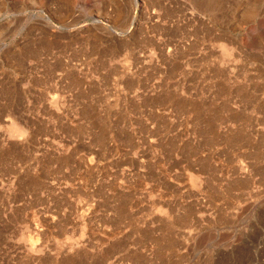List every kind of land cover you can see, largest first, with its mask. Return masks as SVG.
<instances>
[{"label":"rangeland","instance_id":"374dc122","mask_svg":"<svg viewBox=\"0 0 264 264\" xmlns=\"http://www.w3.org/2000/svg\"><path fill=\"white\" fill-rule=\"evenodd\" d=\"M0 264H264V0H0Z\"/></svg>","mask_w":264,"mask_h":264},{"label":"bare ground","instance_id":"6f19581e","mask_svg":"<svg viewBox=\"0 0 264 264\" xmlns=\"http://www.w3.org/2000/svg\"><path fill=\"white\" fill-rule=\"evenodd\" d=\"M14 126H16V125H14ZM19 129V128H18ZM18 129H16V127L15 128H13L12 130L13 131H18V133H19V130ZM120 216V215H119Z\"/></svg>","mask_w":264,"mask_h":264}]
</instances>
